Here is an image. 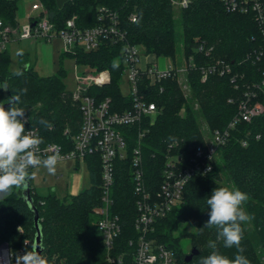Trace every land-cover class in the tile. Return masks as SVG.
I'll use <instances>...</instances> for the list:
<instances>
[{"label": "trees", "instance_id": "obj_1", "mask_svg": "<svg viewBox=\"0 0 264 264\" xmlns=\"http://www.w3.org/2000/svg\"><path fill=\"white\" fill-rule=\"evenodd\" d=\"M48 9L50 18L58 27L66 19L76 17L81 27H91L99 22V8L105 6L117 11L127 41L142 45L146 53L174 58L178 54L194 57V65L187 73L190 96H185L177 78L169 77L160 82L162 89L151 87L149 96L159 107L157 118L144 120L142 128V154L147 177L160 181L168 154L190 161L196 145H206L201 131L203 118L211 132L223 128L238 110V102L249 84L260 79L261 64L251 54L264 40L254 12L227 10L223 0H188L185 7H178L175 18L172 0H40ZM18 0H0V17L12 26L18 25ZM135 13V21L130 19ZM203 44L205 50L198 47ZM122 45L105 41L99 48L74 52L63 51L77 62L87 64L91 70L108 69L110 83L92 86L88 93L98 100L110 97L113 108L122 110L130 104L131 97L120 89L122 65L118 62ZM208 51V52H207ZM26 52L19 56L21 60ZM227 62L231 71L211 73L201 80V65ZM8 50L0 52V103L13 95L19 97L17 107L25 110V129L36 128L43 142L56 141L65 149L72 148L71 136L78 132L81 109L72 91L63 82L64 69L41 76L33 64L11 71L8 68ZM232 99V101H230ZM198 107L196 108V105ZM6 109L10 105L4 106ZM126 108V107H125ZM183 110V112H181ZM44 119L52 124L45 128ZM68 128L70 134H65ZM136 130L131 129L129 155L116 161L113 194L114 211L126 228L118 238L123 243L132 235L131 224L136 216L135 194L132 181L131 154ZM246 139L247 144L242 145ZM220 160L207 174H195L184 190L182 207L175 210L157 230L160 241L173 246L181 260L187 253L180 247V239L188 237L199 253L186 264H199L208 256L215 242L223 255L233 259L236 248H225L217 239V229L204 227L210 208L206 199L217 187H228L224 174L235 188L246 192L249 200L244 210L254 216L244 229L241 246L251 264H264V114L252 122H242L232 132L229 141L220 148ZM89 186L77 194L58 198L54 192L39 195L31 186V195L39 211L42 228L43 256L48 264H97L105 259L106 250L101 235L93 230L94 209L102 195L101 162L96 154L86 157ZM225 173L222 174V169ZM30 173L32 169H29ZM188 227H191L189 229ZM178 232L176 234L175 232ZM34 213L21 197V190L13 189L0 200V242L18 246L26 237L34 239ZM185 261V260H184Z\"/></svg>", "mask_w": 264, "mask_h": 264}, {"label": "built area", "instance_id": "obj_2", "mask_svg": "<svg viewBox=\"0 0 264 264\" xmlns=\"http://www.w3.org/2000/svg\"><path fill=\"white\" fill-rule=\"evenodd\" d=\"M223 3L227 10L254 12L264 40V0H223ZM172 4L185 7L188 0H172ZM31 9L38 13L30 14L29 23L22 28L19 25L12 26L0 17V52L7 50L10 42L16 38L50 40L54 36H60L64 40L66 52H74L79 48L94 50L105 41L115 46L122 45L118 60L122 65L120 89L122 77L128 72V92H121L131 97L130 104L117 110L113 108L110 97L98 100L96 96L88 93L92 86L110 83L108 69L84 72L76 78L77 89L72 91L73 97L79 101L82 113L79 130L71 136L72 148L65 149L56 141L43 142L40 145L41 156L59 152V161L73 158L78 164L86 165V157L92 154L100 159L102 195L94 213L106 256L97 264H186L173 246L159 240L157 230L177 206L183 203L184 190L192 176L204 175L213 170L214 163L220 160V148L229 141L238 125L242 122L250 123L264 114V42L251 54L261 64L260 79L246 87L238 102L237 112L226 126L212 131L209 143L205 146L196 145L190 161L168 154L162 179L157 181L146 176L142 154L144 120L153 122L160 112L157 103L148 95L149 89H162L160 82L169 77H187L190 68L195 66L193 55H182L180 63L170 57L152 53L143 58L138 49L139 44L127 41V31L121 24L119 13L105 6L99 8V22L91 27L79 26L75 16L66 19L63 26L58 27L41 1L33 3ZM136 18V14L131 13L130 19L135 21ZM198 49L205 50V47L200 44ZM230 71L231 66L222 60L201 65V80H205L211 73L225 74ZM135 126L138 131L136 130L134 137L130 160L137 214L131 224L132 235L123 244L118 238L126 226L113 209L114 180L116 161L124 160L129 155L131 129ZM28 130L40 137L36 128ZM64 133L70 134V130L66 128ZM246 144L247 140L243 139L242 145ZM11 192L0 194V200ZM33 241L34 239L26 237L16 247L7 241L0 242V264H10L8 254L13 257L17 253L23 254L31 249Z\"/></svg>", "mask_w": 264, "mask_h": 264}, {"label": "clouds", "instance_id": "obj_3", "mask_svg": "<svg viewBox=\"0 0 264 264\" xmlns=\"http://www.w3.org/2000/svg\"><path fill=\"white\" fill-rule=\"evenodd\" d=\"M9 108L0 103V194H6L13 189L26 190L32 173L29 169H46L48 174L54 175L60 159L59 152L41 156L40 145L43 138L25 129V110L17 107L19 97L13 95L8 101ZM40 123L45 128L52 124L44 119ZM249 200V195L239 188L217 187L210 198L206 199L210 208L209 219L204 227L217 229V239L223 241L225 248H236L233 259L223 255L217 249L215 242H210L213 251L206 257H201L199 264H251L243 255L245 249L241 246L244 229L242 224L250 223L254 216L248 214L243 205ZM11 264H48L41 255L38 246L32 245L23 254L14 257L8 254Z\"/></svg>", "mask_w": 264, "mask_h": 264}, {"label": "rangeland", "instance_id": "obj_4", "mask_svg": "<svg viewBox=\"0 0 264 264\" xmlns=\"http://www.w3.org/2000/svg\"><path fill=\"white\" fill-rule=\"evenodd\" d=\"M40 0H18L17 2V19L18 25L20 28L25 26L29 23V15L34 14L36 15L38 12L32 10V4L34 2H39ZM176 12L174 14L175 18L179 16L178 7H176ZM65 49V43L62 37L54 36L50 40H36V39H14L9 47H8V54H9V63L8 68L11 71H16L20 68V64L22 60L20 58V53L22 51L28 52L26 58L30 60L33 64L34 69L38 72L41 76H48L54 73H57L59 69L62 67L64 69L63 75V82L65 84L66 89L75 91L77 89L76 78L83 74L84 72L91 71V68L87 64H83L77 62L71 56H64L61 59V53ZM138 49L141 51L142 57H149L150 53H146L145 49L142 45L138 46ZM171 58V57H170ZM175 62L178 63L182 60V54H176L174 58H172ZM127 75L124 74L122 77L121 82V90L126 93L128 92V85H127ZM179 85L181 86L182 91L184 92L185 96H190V86L188 84V80L185 76H181L177 79ZM196 108L198 104H195ZM183 112V110L181 111ZM27 116V113L25 114ZM201 131L203 137L206 142H210L212 132L206 123V121L201 118ZM76 167V160L73 158L58 161L56 172L54 175L48 174L46 169H32V179H31V186L34 190L42 196H46L52 192V188H55V195L58 198H64L65 196L69 195L73 191V184L76 180V174H80V183H81V190L89 186V173L84 164H80L79 171L75 170ZM225 173V169H222V174ZM223 182L229 188H233L234 185L229 181V179L225 176L223 177ZM183 205L180 204L177 206V209L181 208ZM96 217L94 218L93 223V230L97 232L96 228ZM191 229V227H188ZM178 234V232H175ZM180 247L184 253H189L192 244L190 243L188 237L184 236L180 239Z\"/></svg>", "mask_w": 264, "mask_h": 264}, {"label": "water", "instance_id": "obj_5", "mask_svg": "<svg viewBox=\"0 0 264 264\" xmlns=\"http://www.w3.org/2000/svg\"><path fill=\"white\" fill-rule=\"evenodd\" d=\"M65 0H57L58 6H61ZM23 66H28L23 65ZM10 105L8 102L4 103V106ZM31 186L29 181V187L26 190H21V197L24 199V201L28 204L30 209L34 213V227H35V235H34V241L33 245L38 246V250L41 252V255L43 256V245H42V228L41 223L39 221V211L37 206L34 203V199L31 195ZM199 250L194 246L191 248L190 252L187 253L184 257L185 262L191 261L194 255L198 254Z\"/></svg>", "mask_w": 264, "mask_h": 264}, {"label": "crops", "instance_id": "obj_6", "mask_svg": "<svg viewBox=\"0 0 264 264\" xmlns=\"http://www.w3.org/2000/svg\"><path fill=\"white\" fill-rule=\"evenodd\" d=\"M35 3V2H34ZM31 14V13H30ZM18 20V19H17ZM12 42V41H11ZM10 42V43H11ZM10 45V44H9ZM9 47V46H8ZM8 50V49H7ZM22 52H25V51H22ZM21 54V53H20ZM26 54H28V52H26ZM28 65V64H31V62H30V60H28V58H26L25 57V59L24 60H22V63L20 64V67H21V65ZM79 166H80V164H78L77 162H76V167H75V170L76 171H79ZM86 166V165H85ZM86 168H87V166H86ZM88 170V169H87ZM76 176V180H75V182H74V184H73V191L70 193V194H77V193H79L80 191H81V183H80V174L78 173V174H76L75 175ZM52 192H54L55 193V188H52Z\"/></svg>", "mask_w": 264, "mask_h": 264}]
</instances>
